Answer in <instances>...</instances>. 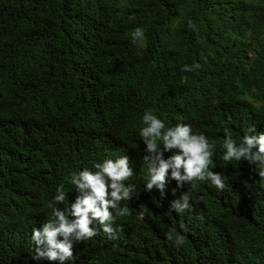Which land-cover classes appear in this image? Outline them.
Segmentation results:
<instances>
[{"label": "trees", "instance_id": "obj_1", "mask_svg": "<svg viewBox=\"0 0 264 264\" xmlns=\"http://www.w3.org/2000/svg\"><path fill=\"white\" fill-rule=\"evenodd\" d=\"M148 110L214 145L209 170L224 189L206 179L145 191ZM260 133L264 0H0V264H59L33 258V229L54 219L59 185L74 202L73 173L120 156L133 170L120 202L130 214L109 209L116 238L94 223L65 264H264L258 165L223 160L226 134L239 146ZM183 193L190 208L177 213Z\"/></svg>", "mask_w": 264, "mask_h": 264}, {"label": "clouds", "instance_id": "obj_2", "mask_svg": "<svg viewBox=\"0 0 264 264\" xmlns=\"http://www.w3.org/2000/svg\"><path fill=\"white\" fill-rule=\"evenodd\" d=\"M188 25L193 26L190 20ZM132 38L134 41L143 38V29L136 28ZM199 67V64L192 67L185 65L183 70L192 71ZM142 123L144 126L140 128L139 134L146 145L147 155L144 159L148 162L145 191H151L155 187L164 195L169 180H175L177 188H182L185 183L206 179L217 189H224L225 183L221 174L209 170L214 145L210 144L203 134H193L190 125L166 128L165 123L151 110L144 113ZM223 148L226 149L224 161H239L243 158L251 164L258 165L259 184L264 188V133L246 134L239 146L230 134H226ZM165 152L171 155L165 158ZM93 167L96 171L84 169L78 174H72L70 183L76 186L78 192L74 202L70 204L66 202L63 185L57 187L54 202L48 205L52 209L54 219L40 229H33L32 240L37 245L34 259L59 264L70 261L73 258L74 241L91 239L98 234V230L92 226L94 223L98 224L109 238H116V232L112 227L115 217L109 209H113L118 217L129 215V208L121 207L120 202L130 199L136 190L134 184L127 186L124 184V181L133 175V170L129 167V157L105 159L102 163H95ZM189 198L190 193H183L180 199L172 202L171 210L183 213L190 208ZM59 204H65V208L61 210L56 206ZM143 218L144 213L141 212L138 219ZM197 219L202 221L203 217L199 216ZM180 228L186 230L183 223ZM174 232L175 230L166 233L167 240L174 241L176 246L182 245L185 242L184 237L174 235Z\"/></svg>", "mask_w": 264, "mask_h": 264}]
</instances>
